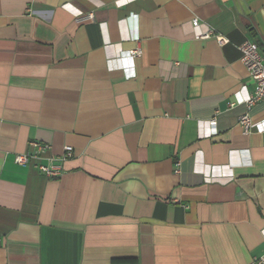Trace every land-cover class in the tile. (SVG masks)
Here are the masks:
<instances>
[{
    "label": "crops",
    "instance_id": "obj_1",
    "mask_svg": "<svg viewBox=\"0 0 264 264\" xmlns=\"http://www.w3.org/2000/svg\"><path fill=\"white\" fill-rule=\"evenodd\" d=\"M194 18L229 42L196 38ZM245 40L264 55V0H0V264L264 256V132L239 124L263 120L264 100H238L254 91ZM65 145L46 177L37 164Z\"/></svg>",
    "mask_w": 264,
    "mask_h": 264
},
{
    "label": "built area",
    "instance_id": "obj_2",
    "mask_svg": "<svg viewBox=\"0 0 264 264\" xmlns=\"http://www.w3.org/2000/svg\"><path fill=\"white\" fill-rule=\"evenodd\" d=\"M90 13L88 17H91ZM191 26L194 30L196 38H215L219 44L224 45L229 42V39L224 35L218 33L210 25L201 22L198 18H194L191 21ZM199 27H203L198 31ZM137 38V37H134ZM241 51V61L245 65L251 79L254 82V91L251 94H246L238 98L240 102L246 103L247 108L250 110L256 103L264 100V55L261 53L258 43L250 40H245L238 45ZM142 54L140 47H137L130 51H124L121 55L120 68L123 69L127 77L131 78L135 76L134 59ZM240 94V92H239ZM235 102L231 103L233 106ZM239 124L244 133H249L252 129H256L259 132H264V119L256 121L252 119L249 112L242 114L239 118ZM208 126L210 128V134L216 133V118L208 120ZM32 146L37 148L38 152H43L46 145L38 142L31 143ZM74 154V149L71 145H65L63 153L58 157H51L46 163L39 162L37 168L46 177L50 179L59 178L64 170L63 163ZM35 153L23 152L18 153L15 156V162L19 165H28L32 158L36 157ZM175 172H180V162L175 164ZM254 264H264V256L256 258Z\"/></svg>",
    "mask_w": 264,
    "mask_h": 264
}]
</instances>
